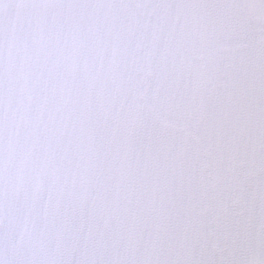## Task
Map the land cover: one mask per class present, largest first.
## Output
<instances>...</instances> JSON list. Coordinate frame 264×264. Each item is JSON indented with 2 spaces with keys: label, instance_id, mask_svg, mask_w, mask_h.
<instances>
[{
  "label": "snow or ice",
  "instance_id": "snow-or-ice-1",
  "mask_svg": "<svg viewBox=\"0 0 264 264\" xmlns=\"http://www.w3.org/2000/svg\"><path fill=\"white\" fill-rule=\"evenodd\" d=\"M0 264H264V0H0Z\"/></svg>",
  "mask_w": 264,
  "mask_h": 264
}]
</instances>
